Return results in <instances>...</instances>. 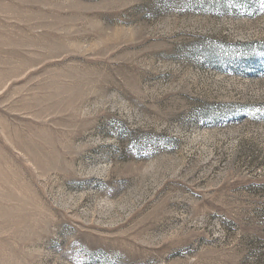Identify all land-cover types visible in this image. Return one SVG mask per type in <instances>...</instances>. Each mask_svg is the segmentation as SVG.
I'll return each mask as SVG.
<instances>
[{
    "label": "rangeland",
    "instance_id": "1",
    "mask_svg": "<svg viewBox=\"0 0 264 264\" xmlns=\"http://www.w3.org/2000/svg\"><path fill=\"white\" fill-rule=\"evenodd\" d=\"M0 264H264V0H0Z\"/></svg>",
    "mask_w": 264,
    "mask_h": 264
}]
</instances>
